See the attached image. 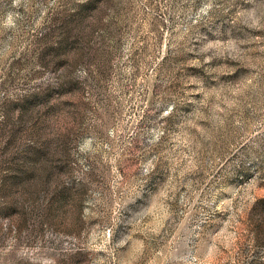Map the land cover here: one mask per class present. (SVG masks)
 <instances>
[{
	"label": "rangeland",
	"instance_id": "rangeland-1",
	"mask_svg": "<svg viewBox=\"0 0 264 264\" xmlns=\"http://www.w3.org/2000/svg\"><path fill=\"white\" fill-rule=\"evenodd\" d=\"M0 264H264V0H0Z\"/></svg>",
	"mask_w": 264,
	"mask_h": 264
}]
</instances>
